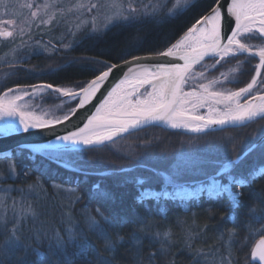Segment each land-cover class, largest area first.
I'll use <instances>...</instances> for the list:
<instances>
[{
  "label": "snow or ice",
  "instance_id": "1",
  "mask_svg": "<svg viewBox=\"0 0 264 264\" xmlns=\"http://www.w3.org/2000/svg\"><path fill=\"white\" fill-rule=\"evenodd\" d=\"M0 8V44L12 45L11 59L4 61L9 71L0 76V142L16 141L0 149V264H121L118 254L125 245L131 254L127 264H174L177 243L193 264H240L239 254L256 236L251 257L264 264V193L255 198L245 194L264 179V143L257 144L255 134L246 141L232 134L219 137L213 146L217 155L195 166L202 177L197 187L185 179V167H144L134 151L122 157L132 163L90 167L91 154L113 151L118 139L148 125L207 136L264 120V0H0ZM192 13L184 29L153 47L145 49V37L137 33L118 57L122 63L80 57L49 69L75 65L87 79L12 81L22 59L16 52L33 41L34 27L51 30L75 17V30L69 27L58 44L34 41L58 52L79 44L75 36L81 29H87L88 39H98L113 27L162 24ZM225 65L227 70L220 71ZM112 80L118 82L113 86ZM26 97L60 102L44 107ZM61 127L62 135L57 133ZM45 132L59 143L19 139ZM259 139L264 141V126ZM151 145L146 141L143 146ZM257 148L259 163H249ZM38 155L78 173L64 184L52 180L53 194L70 193L69 207L85 197L94 206L84 204L78 216L63 212L59 226L40 219L39 201L51 199L43 181L16 184L33 175L36 170L25 161L35 163ZM93 174L98 178L88 183ZM81 184L87 185L86 193L77 194ZM188 200L208 202L205 223L168 217L169 203ZM118 201L121 211L112 210L109 206ZM217 205L226 207L227 216L221 214L224 223L213 225ZM210 228L215 229L212 237Z\"/></svg>",
  "mask_w": 264,
  "mask_h": 264
},
{
  "label": "trees",
  "instance_id": "2",
  "mask_svg": "<svg viewBox=\"0 0 264 264\" xmlns=\"http://www.w3.org/2000/svg\"><path fill=\"white\" fill-rule=\"evenodd\" d=\"M202 3H205L206 0H201ZM192 14H188L185 16H180L176 19L167 21L162 24H143L138 25L136 28H122V27H113L110 31L107 32L106 35L102 36L101 38H93L88 39L85 36V33H82V38L80 39V43L74 46L72 49L64 50L61 49L58 52H53L51 54H39L32 56L22 63L18 64L16 71V75L12 77L13 82H18L20 84H30V83H40V82H48V83H59L65 84L68 83L69 80H82L89 78L85 73H83L78 66L75 65H65L63 70L57 72H50V67H55L59 64H63L65 60H71L72 58H80V57H96L98 59H110L112 62L119 63L121 62L118 57L125 53V50L129 43L132 41V38L139 33L140 36L145 37V44L144 48H150L159 44L166 38H171L172 36L178 34L182 29H184L191 18ZM138 55H142L143 51L137 52ZM256 63V61H253ZM229 65H225L224 68H221L220 71H226ZM9 71L5 64L0 66V76L3 73ZM215 75H218L219 72H213ZM246 79V77H245ZM227 87L234 88L236 85L228 84ZM242 86V85H240ZM42 102L46 106L50 107L54 104H58L60 101L56 100L54 97H45ZM50 105V106H49ZM264 126V120H257L254 123L249 124L245 128H230L226 132H213L205 136L204 134H197V135H189L185 133H181L178 131H170L166 130L160 126H152L148 127L144 130L139 132L133 133L131 135H127L124 138H131L137 134H144L145 138L149 132H165L167 135L163 136L164 139H167L172 144H175V141L178 137L184 136L186 138H213V137H221L227 136V134H232L235 136L240 137L241 139H247L252 134L256 132L260 134L261 127ZM146 134V135H145ZM122 138V139H124ZM122 139H118L122 140ZM242 139V140H243ZM124 156H118L114 150L108 151L107 149L96 153L91 154V164L90 167L92 169H105L112 164L120 165V162L124 163H132L127 159H123ZM254 157V158H252ZM142 164L144 167H149L146 165L145 160L141 159ZM260 161V148H257L256 152L253 153L249 157V163H259ZM27 166L30 169H35L33 171V175L31 177H21L20 180L16 182L17 185L26 186L27 184L31 183L34 179H40L43 181L44 186L48 189L49 195L51 197H57L60 200L67 201V206H64L63 209L67 211H71L74 216H78L81 208L84 204H88L89 207H93V203H89L87 197L83 201L78 204L72 205L69 207V202L72 199V196L68 192H58L53 194V190L51 188L52 180H55L57 184H64L67 180H75L77 179L78 173L74 170L68 171L66 170L63 165H61L57 161H48L46 159L41 158L39 155L35 161V163L31 161H25ZM153 167V166H152ZM98 176L93 174L92 177L89 179L88 183L93 182L97 179ZM202 178V177H201ZM200 177L195 179L194 182H189L191 187H197L196 181L201 179ZM109 184H112L111 180L107 181ZM73 187L75 185H72ZM67 187V185H65ZM157 188L160 187L159 184L156 185ZM87 185L81 184V187L78 190L77 194L86 193ZM264 193V179L258 180L255 184H253L251 189H246L245 194L246 196L255 198L260 194ZM68 194V198L66 197ZM128 205L131 204V199H128ZM223 203V202H222ZM208 206V202L206 200H188L184 204L178 203H169L167 205V215L170 219L175 220L176 216L186 219L189 223L193 219H196L199 223L203 224L206 222L205 220V208ZM112 210L121 211V207L119 201L115 205L109 206ZM150 207L155 210V205L152 204ZM195 214V215H194ZM224 214L227 216V209L226 207H221L220 205L216 206V215L214 216L211 223L213 225L223 224L224 221L220 220V215ZM56 223L54 226H59L60 221L58 218H55ZM157 219H162V217L157 216ZM176 232L179 234L180 229L179 227L176 228ZM215 229H209V237L214 236ZM259 239V236L252 238L249 242L250 246L245 248L242 253L239 254L238 259L240 264H253L250 261L251 258V246H254L255 242ZM197 244L200 241L196 242ZM207 243H213L212 239H209ZM127 245L122 247L119 250L118 260L121 264H127L129 260L130 253L126 252ZM182 245L177 243L172 251L175 253V256L171 257L174 261V264H193V257L189 254L188 251L180 250ZM157 264H163V261H158Z\"/></svg>",
  "mask_w": 264,
  "mask_h": 264
},
{
  "label": "rangeland",
  "instance_id": "3",
  "mask_svg": "<svg viewBox=\"0 0 264 264\" xmlns=\"http://www.w3.org/2000/svg\"><path fill=\"white\" fill-rule=\"evenodd\" d=\"M6 2L13 4L15 3V0H6ZM72 2H75V0H72ZM0 10H2V8H0ZM77 22L78 21H76L75 17L73 16L68 17L66 19V22L53 27L51 30L43 25L40 29H36L34 27L33 41H30L28 46L18 49V51L16 52V56L22 58L20 61H23L35 55L53 53L50 50L45 51L41 47V45L34 43V41L41 40L42 44H48V42L51 41L52 44H58L59 38L63 36V34L69 27L75 30V23ZM86 31L87 29H81L80 31L76 32L75 39L77 41H80V39L82 38V33H85ZM11 47V44H0V66L5 64V60L11 59ZM211 75L215 74L212 73ZM25 99L31 104L46 106L42 103L44 100H32L27 97ZM166 135L167 134L165 132H149L145 138L144 134H137L131 138H124L117 141L116 146L113 150L118 156L123 155L127 151H134L140 159L145 160L146 165L150 164V168L166 170L175 169L177 165H181L182 167L186 168L185 179L187 181H190L191 183L194 182L195 179L200 177L199 173L195 170V166L208 159L209 157L217 155L213 147L218 140L217 137L186 138L184 136H180L175 141V144H172L167 141V139L163 138V136ZM255 136L257 138V144L264 143V141H261L259 139V133L256 132ZM243 140L246 141L247 139ZM146 141H151L152 145L145 148L143 145ZM189 141H192V143H189ZM121 164H123V162H120V165ZM102 169L104 168L102 167ZM9 183H11V181H9ZM13 195H15V193ZM67 196L68 194H66V197ZM39 203L42 205L40 211L43 213L40 219L46 220L50 226H54V223H56L57 219L55 218H58V220L60 221L61 214L67 211L63 209L64 206H67V201L60 200L57 197H51V199L49 200L41 199Z\"/></svg>",
  "mask_w": 264,
  "mask_h": 264
},
{
  "label": "water",
  "instance_id": "4",
  "mask_svg": "<svg viewBox=\"0 0 264 264\" xmlns=\"http://www.w3.org/2000/svg\"><path fill=\"white\" fill-rule=\"evenodd\" d=\"M119 63H122V61L119 62ZM115 76H118V77L122 78V76L120 75L119 72H117L115 74ZM115 82H118V81L117 80H112L113 86H114ZM93 103L94 104H98V100H94ZM88 107L91 108V105H89ZM92 110L94 111V109H92ZM152 126H160V127H163L164 129H167V130H174V131H179V132H183V133L195 134V133L187 132L184 129H172V128L168 127L167 125L160 124V123H156V124L145 126L143 129L148 128V127H152ZM135 132H137V131H135ZM135 132H133V133H135ZM57 133L61 134V135L64 134L62 127L57 129ZM125 136H127V134ZM19 139L27 140V141H38V142H42V143H47L48 139H52L54 142L59 143L58 141H55V137L51 136V134L48 133V132H45V133L40 134V135H32V136H28V137H20ZM15 143H16L15 140H7V141L0 142V149H6V148H8L10 146H13ZM251 262L260 264L258 259L257 260H253L252 257H251Z\"/></svg>",
  "mask_w": 264,
  "mask_h": 264
},
{
  "label": "bare ground",
  "instance_id": "5",
  "mask_svg": "<svg viewBox=\"0 0 264 264\" xmlns=\"http://www.w3.org/2000/svg\"><path fill=\"white\" fill-rule=\"evenodd\" d=\"M230 129V128H229ZM172 131H174V130H172ZM181 133H183V132H181ZM185 134H189V133H185ZM189 135H197V134H189Z\"/></svg>",
  "mask_w": 264,
  "mask_h": 264
}]
</instances>
